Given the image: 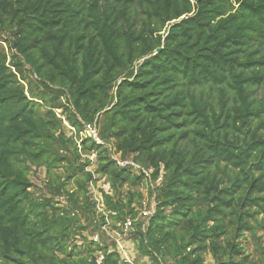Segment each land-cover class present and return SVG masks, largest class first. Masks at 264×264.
<instances>
[{
  "label": "trees",
  "instance_id": "trees-1",
  "mask_svg": "<svg viewBox=\"0 0 264 264\" xmlns=\"http://www.w3.org/2000/svg\"><path fill=\"white\" fill-rule=\"evenodd\" d=\"M106 227L135 264H264V0H0V264H121Z\"/></svg>",
  "mask_w": 264,
  "mask_h": 264
},
{
  "label": "rangeland",
  "instance_id": "rangeland-1",
  "mask_svg": "<svg viewBox=\"0 0 264 264\" xmlns=\"http://www.w3.org/2000/svg\"><path fill=\"white\" fill-rule=\"evenodd\" d=\"M92 160H94V157H91ZM94 168V164L91 165L88 169L89 170H93ZM44 170H39L38 174L33 175L32 178V182L34 183L35 187L33 189V191L35 192V194H40L41 192V187H42V182H43V178H44ZM108 185L104 182V179H101L99 181L96 182V184L94 186L90 187V194L93 196V198L97 199V201L100 202L101 200V196H100V192L99 190H103L104 192H108ZM142 195H143V207L141 208V210L138 212V216H141V211L143 212L145 209L146 210H153V206L154 203L153 201L150 199V197L148 196V192L146 189L141 190ZM59 204L64 205V198H59L58 199ZM98 207L100 208L101 205L99 204ZM262 217V215L259 216V219ZM83 222V221H82ZM84 235L87 237H90L89 235V231L84 232ZM99 235V234H98ZM257 236H260L262 238L261 241V245L264 247V232H258ZM106 237L108 238L106 241L107 243L111 244L112 241H115L116 246L118 248V243L121 239H125L126 238V233L122 234L121 236L118 235L115 231L110 230L108 227H106ZM99 239V237H98ZM97 239V241H98ZM239 242H241V245L243 246L245 252L248 254H251L254 258H256V250L254 247V243L252 241V239L249 237V235L247 233L244 234V238H242L241 240H237ZM75 242H77V245H80V243L82 242L80 239H77ZM133 264H135V259L133 260ZM205 261L208 264H212V258L210 255H207L205 257Z\"/></svg>",
  "mask_w": 264,
  "mask_h": 264
},
{
  "label": "built area",
  "instance_id": "built-area-1",
  "mask_svg": "<svg viewBox=\"0 0 264 264\" xmlns=\"http://www.w3.org/2000/svg\"><path fill=\"white\" fill-rule=\"evenodd\" d=\"M85 134L90 137L92 140H95V142H98L97 141V138H96V127H95V124L93 125H86L85 126ZM112 159L116 162V164L119 166V167H131L133 168L134 170H139L140 168L136 165H134L132 162H129V161H119L118 160V157H112ZM144 174L147 176V173L144 171ZM152 211L150 210H144L142 212V216L144 217H149L152 215ZM131 220H127L126 223L124 224V231H126L127 229H129L131 227ZM93 241H97L98 239V236L97 235H94L93 236ZM120 243H118V253L121 255V258H122V263L121 264H131V260H129L128 257H125L124 254L122 253V250H121V247L119 245ZM123 254V256H122ZM102 260H103V257L102 255H99L98 258L96 259V264H101L102 263Z\"/></svg>",
  "mask_w": 264,
  "mask_h": 264
},
{
  "label": "crops",
  "instance_id": "crops-1",
  "mask_svg": "<svg viewBox=\"0 0 264 264\" xmlns=\"http://www.w3.org/2000/svg\"><path fill=\"white\" fill-rule=\"evenodd\" d=\"M119 243H120L119 245L121 247L122 253L124 254L125 257H128L129 260H131V264H133V259L136 256V251H135L132 241L130 240L129 237H126L125 239L120 238ZM141 262L145 264H151L147 260H143Z\"/></svg>",
  "mask_w": 264,
  "mask_h": 264
},
{
  "label": "water",
  "instance_id": "water-1",
  "mask_svg": "<svg viewBox=\"0 0 264 264\" xmlns=\"http://www.w3.org/2000/svg\"><path fill=\"white\" fill-rule=\"evenodd\" d=\"M12 48L13 49L15 48V44L14 43L12 44ZM159 51H160V49L156 50V53H158ZM93 141H95V140H93Z\"/></svg>",
  "mask_w": 264,
  "mask_h": 264
}]
</instances>
